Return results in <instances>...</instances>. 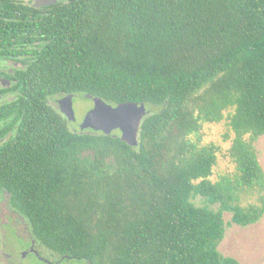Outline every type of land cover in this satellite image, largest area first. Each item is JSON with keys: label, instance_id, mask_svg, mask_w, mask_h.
<instances>
[{"label": "trees", "instance_id": "trees-1", "mask_svg": "<svg viewBox=\"0 0 264 264\" xmlns=\"http://www.w3.org/2000/svg\"><path fill=\"white\" fill-rule=\"evenodd\" d=\"M64 7L45 21L34 91L0 148V199L55 258L241 264L219 244L225 212L240 227L264 216V0ZM68 93L143 102L137 144L71 128L56 105ZM222 121L231 169L212 179L220 148L201 130Z\"/></svg>", "mask_w": 264, "mask_h": 264}, {"label": "flooded vegetation", "instance_id": "flooded-vegetation-1", "mask_svg": "<svg viewBox=\"0 0 264 264\" xmlns=\"http://www.w3.org/2000/svg\"><path fill=\"white\" fill-rule=\"evenodd\" d=\"M70 1L0 0V148L11 139L20 125L23 92L34 91L36 50L49 41L45 21L51 13L64 9ZM3 195L1 192V197ZM1 201L5 202L3 197ZM23 224L26 223L21 216L3 206L0 251L4 264H19L8 251L11 245L6 250L8 252L1 249V245L5 237L20 239ZM29 246V250L34 252V239L31 236Z\"/></svg>", "mask_w": 264, "mask_h": 264}, {"label": "rangeland", "instance_id": "rangeland-1", "mask_svg": "<svg viewBox=\"0 0 264 264\" xmlns=\"http://www.w3.org/2000/svg\"><path fill=\"white\" fill-rule=\"evenodd\" d=\"M92 106V101L90 99L76 95L73 97V109L76 116V123L71 126V128L78 129V123L83 117L85 111ZM145 110H147L145 106ZM226 126L225 122L220 123H206L203 125L202 133V143L213 142L219 146V151L217 153V165L214 168L212 179L216 178L217 174L222 173L225 170L231 169V164L229 159L225 154V151L230 143V140H223L222 134L225 132ZM256 147L258 150L259 162L264 169V134L259 137L256 142ZM3 206L7 207L6 202L0 199V218L1 211H3ZM224 221L226 222V230L224 237L219 244V250L225 254L237 258L241 264H264V216L263 218L247 227H240L235 224H227L230 218L229 213H224ZM25 223V222H24ZM26 224L21 225V231L19 232L20 239H15L16 237L10 236L5 237L2 240L1 249L8 250L9 244L11 245L8 250L12 253L14 259L19 264H86L83 260L77 259H63L55 258L48 251L43 249H36L35 252L29 250V238L28 228ZM6 251V252H8ZM0 251V264H4V258ZM2 256V257H1Z\"/></svg>", "mask_w": 264, "mask_h": 264}, {"label": "water", "instance_id": "water-1", "mask_svg": "<svg viewBox=\"0 0 264 264\" xmlns=\"http://www.w3.org/2000/svg\"><path fill=\"white\" fill-rule=\"evenodd\" d=\"M73 97L72 93L65 94L57 99L56 105L68 121L75 124L77 119L73 109ZM84 97L92 101V106L85 111L78 123L79 130L92 129L107 135L118 131L121 140L133 146L137 144L139 124L147 112L143 102L127 101L111 105L97 96L85 94ZM34 252L36 253L35 249Z\"/></svg>", "mask_w": 264, "mask_h": 264}]
</instances>
